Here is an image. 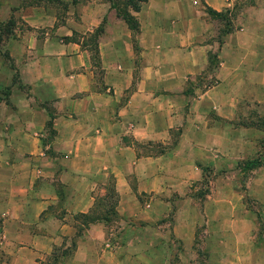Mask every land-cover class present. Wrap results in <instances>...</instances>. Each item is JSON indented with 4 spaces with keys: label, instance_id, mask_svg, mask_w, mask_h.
Masks as SVG:
<instances>
[{
    "label": "crops",
    "instance_id": "obj_1",
    "mask_svg": "<svg viewBox=\"0 0 264 264\" xmlns=\"http://www.w3.org/2000/svg\"><path fill=\"white\" fill-rule=\"evenodd\" d=\"M239 1L0 0V264H182L199 222L204 264L224 237L231 264H264V124L236 119L264 104V0L222 34L208 13ZM205 165L239 187L203 211L242 215L189 210Z\"/></svg>",
    "mask_w": 264,
    "mask_h": 264
},
{
    "label": "rangeland",
    "instance_id": "obj_2",
    "mask_svg": "<svg viewBox=\"0 0 264 264\" xmlns=\"http://www.w3.org/2000/svg\"><path fill=\"white\" fill-rule=\"evenodd\" d=\"M263 0H241V2L239 1L238 4L235 5V8L233 9V13H231V15L228 16H224L226 14L223 13L222 15V19H221V26H220V34H222L224 31H226L228 29V24L229 26L231 25V23L234 24L236 23L237 26L240 25L241 21L238 19L239 14H243L242 11L249 7V11H253L250 16H256L257 13L255 12V9L257 8V6L259 5V3H261ZM119 9L121 11H126L124 6H119ZM254 8V10H253ZM257 11V10H256ZM232 19V20H231ZM7 26H8V21L7 22H3L2 25L0 26V32L4 33L7 31ZM240 27V26H239ZM245 32V31H244ZM96 33H93V36ZM257 34H259L258 31H254L253 29L248 30V32H246L245 34V42L246 45L245 47H243V50L246 51L247 49L254 51L256 47H249L247 46L249 43L248 39L253 38L254 36L257 37ZM256 52H258V50H255ZM217 64L215 61H211L209 67L207 68V72H210L212 66H215ZM206 74L204 73L202 75V78H199V80H201L200 82H198L200 85V88H205L206 86H208L211 82H213V77H207L206 79L203 77H205ZM203 82V83H201ZM237 89H239V87H237ZM242 102V101H241ZM239 103V102H238ZM259 107L256 106H252L251 108L248 109L247 111V118H244L242 114H240L241 110L238 109V117L236 118L238 122L241 121H246L247 122H252V123H261L262 125L264 124V104L260 105L257 104ZM240 107V106H239ZM240 115V117H239ZM226 119V118H223ZM258 158H255L253 160H244L242 159L239 163L240 167H245V163L247 161H252L254 163L258 162L257 160ZM203 177L192 183V187H191V197H193L194 199V205L193 207H190L189 210H192L193 215L194 214H204V213H215L218 214L220 216H223V218H228V216L233 215V213L237 214V215H242L243 214V209L235 211V209H238V206H229L226 204H220V205H213V206H205V211H203V203L202 200L203 199H208L210 201H212V198H216V199H223L226 200L228 194H232L231 192V187L234 186V189L236 187H239V185L237 183H235V185H233V183L227 180V178H225V180L223 179H218V180H213V175H211V172H209V166L205 165L203 166ZM246 171H244L241 174V177L239 179V182L242 184V181L244 180V177L246 178ZM231 178V177H230ZM238 190V189H237ZM241 191H238V194ZM246 203V206L244 208H250L251 203L253 205V209H257V211H260V207L258 205V202L256 201H243ZM249 202H251L249 204ZM184 212L183 215H186V206H182ZM209 210V211H208ZM256 211V210H255ZM256 211V212H257ZM258 215V219L260 218L259 212H257ZM264 216V215H263ZM194 217V216H193ZM225 218V219H226ZM261 223V222H260ZM209 224V223H208ZM222 229H226L227 230V223L224 222L221 224ZM195 229V235L193 237V239L191 240V246L192 249H197L196 253L195 252H191V250L187 249V252L180 254L179 251L175 252L173 254V258H172V263L177 262V263H182V264H204L206 262L207 259V253H206V248L209 247V245L211 244V241L207 240L208 237H204L203 238V233L205 229H207V223L205 222H199L196 223V226H194ZM227 231H225L226 233ZM255 232L257 234V236L263 232V224H260V226L258 228L255 229ZM225 240L223 242V249H225V254L223 255L224 258V263L223 264H231L232 262V256L229 255L227 253V247H228V239L227 237H224ZM175 240V239H174ZM181 240L177 241V247L178 249L181 248ZM237 245H245L246 243L242 240H236ZM204 247V248H203ZM181 251V249H179ZM182 255V256H181ZM242 256V255H239ZM243 264V263H240Z\"/></svg>",
    "mask_w": 264,
    "mask_h": 264
},
{
    "label": "trees",
    "instance_id": "obj_3",
    "mask_svg": "<svg viewBox=\"0 0 264 264\" xmlns=\"http://www.w3.org/2000/svg\"><path fill=\"white\" fill-rule=\"evenodd\" d=\"M130 2V0H128ZM132 7L134 9H136V5H133L132 4ZM208 13L211 14V15H215V16H222V13L220 12H215V11H212V10H208ZM117 14L120 15L124 20L125 22L128 24V26H133V22H132V17L130 16V14L127 12V11H121L120 9L117 10ZM98 30V28H97ZM97 30L95 31V33L97 32ZM250 163L252 166H255L256 163L252 162V161H247L245 163L248 164ZM111 205L107 206L108 210H112V207H110ZM67 253L66 250H62L60 251V253H54L52 252L51 255L49 256V258H47V260L45 261V264H58V262L60 261V257L61 256H64L65 254Z\"/></svg>",
    "mask_w": 264,
    "mask_h": 264
}]
</instances>
